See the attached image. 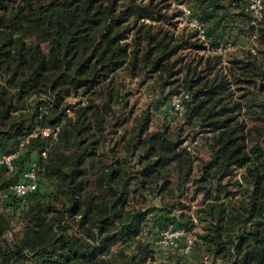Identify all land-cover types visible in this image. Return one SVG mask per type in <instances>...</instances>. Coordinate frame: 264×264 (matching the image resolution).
Instances as JSON below:
<instances>
[{
	"label": "trees",
	"instance_id": "1",
	"mask_svg": "<svg viewBox=\"0 0 264 264\" xmlns=\"http://www.w3.org/2000/svg\"><path fill=\"white\" fill-rule=\"evenodd\" d=\"M183 4L209 29L183 21ZM247 4L0 0V156L18 151L12 171L0 163L13 208L0 206V264H158L150 200L181 209L188 188L203 195L205 220L189 264H264V9L256 26ZM244 33L253 45L219 48V37ZM128 79L180 96L176 127L153 123L149 108L134 116ZM195 129L206 159L185 145ZM34 162L37 189L15 194ZM194 221L157 230L172 223L187 242Z\"/></svg>",
	"mask_w": 264,
	"mask_h": 264
},
{
	"label": "rangeland",
	"instance_id": "2",
	"mask_svg": "<svg viewBox=\"0 0 264 264\" xmlns=\"http://www.w3.org/2000/svg\"><path fill=\"white\" fill-rule=\"evenodd\" d=\"M246 2V0H245ZM184 12H183V21H188L192 25L200 26L201 29H204L202 32L207 30L208 23L210 25V21H203L198 14H196L195 8L192 5L183 4ZM198 12V11H197ZM220 12V11H219ZM238 16H236L237 18ZM205 24V25H204ZM206 28V29H205ZM209 29V28H208ZM207 33V32H206ZM254 37L252 35L244 34H226L225 36H221L218 39L219 48H227L236 50L239 47L245 48L253 45ZM228 56H226L227 58ZM229 63V61H226ZM129 101L130 107L132 106L134 109V116L140 111L142 108H149L152 113L153 123H169L171 127H176L177 121L181 119V108L179 107L181 97L178 95H173L169 99L165 100L161 97L159 93H155L153 90L149 89L145 83H141L140 79H136L131 81L127 80ZM163 100V101H162ZM69 102L71 105H75L76 100L75 97H70ZM248 121H251V118L247 116ZM125 126L131 127L130 122L124 124ZM124 126H119L118 129L120 132H123ZM186 131H188V127H186ZM116 139H113L111 145H116ZM185 145H190V151L195 157L208 158L209 150L206 144L205 138L202 133L198 132V129L190 131V137L186 140ZM122 146V143L119 144V147ZM45 184V182H44ZM46 186L49 187V184L46 183ZM184 200L186 201L187 206H182L181 209L177 207L172 208L171 205L164 208L162 201L160 198H155L150 200V206L155 207L149 214L148 224H146V229L153 230L152 237L153 243L156 248V262L158 264H166L171 260H178L181 264H189V255L183 250V245H185V238H179L172 245H165L160 240V232L158 233V225H161L164 221H173V218L177 217L180 220L181 217L192 216L197 218L193 227V230L189 233L190 236L193 237V233L197 231H202V227L205 225V220L200 219L197 213V209L199 207V203L203 199L202 194L195 195L192 188H188L184 194ZM11 199V196L8 193L0 191V206L2 209L10 211L13 213V208L9 205L5 204L6 200ZM0 207V208H1ZM18 211H20L18 209ZM183 213V215H181ZM15 215V214H14ZM182 220V219H181ZM173 223V222H172ZM170 223L167 228L172 226ZM13 226L17 235H20L23 231L21 221L17 220V217H13ZM8 236L12 235V231L8 232Z\"/></svg>",
	"mask_w": 264,
	"mask_h": 264
},
{
	"label": "built area",
	"instance_id": "3",
	"mask_svg": "<svg viewBox=\"0 0 264 264\" xmlns=\"http://www.w3.org/2000/svg\"><path fill=\"white\" fill-rule=\"evenodd\" d=\"M263 9H264V0H248L247 4V10L251 13L252 16V23L258 26L260 19L263 15ZM196 26V25H194ZM201 26V25H200ZM201 33L204 29H201ZM181 108V113L183 111V104H178ZM45 135H49L51 133V130L49 128H45L42 130ZM56 134V132H55ZM46 151L43 152V156H46ZM18 156V151L12 152V153H6L0 156V163L5 165V167L12 171L15 169V159ZM38 169L39 165L37 162H34L31 167L25 172L24 179L18 180L15 183L11 185V188L15 192V194L19 196H26L29 193L35 191L38 187ZM197 218L194 217V220L196 221ZM183 235H186V231L184 228L180 227H173L170 226V228H167L162 231L161 233V242L165 245H172L174 244L177 239ZM192 243V239L189 235L188 241L186 244L182 247L185 252H188L190 250Z\"/></svg>",
	"mask_w": 264,
	"mask_h": 264
}]
</instances>
